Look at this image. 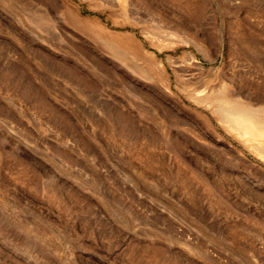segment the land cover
<instances>
[{
	"label": "rangeland",
	"instance_id": "obj_1",
	"mask_svg": "<svg viewBox=\"0 0 264 264\" xmlns=\"http://www.w3.org/2000/svg\"><path fill=\"white\" fill-rule=\"evenodd\" d=\"M220 106L264 122V0H0V264H264Z\"/></svg>",
	"mask_w": 264,
	"mask_h": 264
},
{
	"label": "bare ground",
	"instance_id": "obj_2",
	"mask_svg": "<svg viewBox=\"0 0 264 264\" xmlns=\"http://www.w3.org/2000/svg\"><path fill=\"white\" fill-rule=\"evenodd\" d=\"M220 110L223 112L224 119L231 124L234 130L237 129L243 135H249L250 140L258 141V144L254 145L255 149L264 150L263 120L257 118L252 111L243 108L220 106Z\"/></svg>",
	"mask_w": 264,
	"mask_h": 264
}]
</instances>
